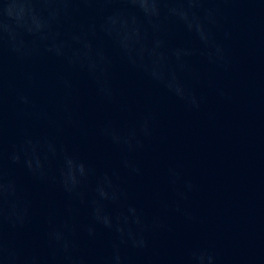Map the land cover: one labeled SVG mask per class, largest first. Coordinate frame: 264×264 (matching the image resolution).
<instances>
[{"label":"water","instance_id":"1","mask_svg":"<svg viewBox=\"0 0 264 264\" xmlns=\"http://www.w3.org/2000/svg\"><path fill=\"white\" fill-rule=\"evenodd\" d=\"M0 264H264V0H0Z\"/></svg>","mask_w":264,"mask_h":264}]
</instances>
